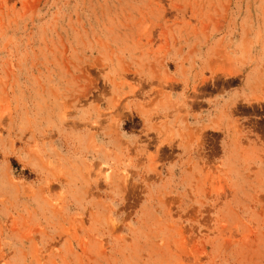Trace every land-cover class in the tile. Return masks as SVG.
<instances>
[{"label":"rangeland","instance_id":"374dc122","mask_svg":"<svg viewBox=\"0 0 264 264\" xmlns=\"http://www.w3.org/2000/svg\"><path fill=\"white\" fill-rule=\"evenodd\" d=\"M0 264H264V0H0Z\"/></svg>","mask_w":264,"mask_h":264}]
</instances>
